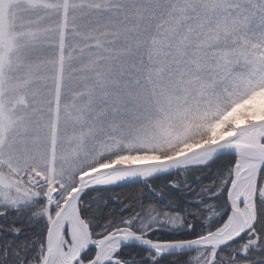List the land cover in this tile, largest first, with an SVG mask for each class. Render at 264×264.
<instances>
[{"label":"snow or ice","instance_id":"snow-or-ice-1","mask_svg":"<svg viewBox=\"0 0 264 264\" xmlns=\"http://www.w3.org/2000/svg\"><path fill=\"white\" fill-rule=\"evenodd\" d=\"M0 264H264V0H0Z\"/></svg>","mask_w":264,"mask_h":264}]
</instances>
